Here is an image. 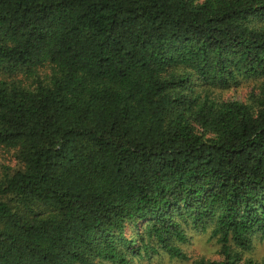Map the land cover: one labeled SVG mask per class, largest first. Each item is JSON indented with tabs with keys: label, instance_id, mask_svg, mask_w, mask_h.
Wrapping results in <instances>:
<instances>
[{
	"label": "trees",
	"instance_id": "16d2710c",
	"mask_svg": "<svg viewBox=\"0 0 264 264\" xmlns=\"http://www.w3.org/2000/svg\"><path fill=\"white\" fill-rule=\"evenodd\" d=\"M199 234L221 260L193 264L264 241V0H0V264L187 261Z\"/></svg>",
	"mask_w": 264,
	"mask_h": 264
},
{
	"label": "rangeland",
	"instance_id": "374dc122",
	"mask_svg": "<svg viewBox=\"0 0 264 264\" xmlns=\"http://www.w3.org/2000/svg\"><path fill=\"white\" fill-rule=\"evenodd\" d=\"M256 83L252 80L241 82L238 85L231 86L221 93L224 99L246 101L248 96L253 93ZM218 93V92H217ZM128 234V236H130ZM192 240L183 244L181 247L187 253L189 260H171L166 255L154 256L151 259L139 260L138 264H193L197 258H203L206 261L221 260L219 256V245L215 240L209 239V234L192 235ZM242 257L249 260L250 264H263L264 261V241L258 238L253 239V245L248 250H243Z\"/></svg>",
	"mask_w": 264,
	"mask_h": 264
}]
</instances>
